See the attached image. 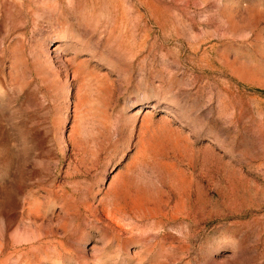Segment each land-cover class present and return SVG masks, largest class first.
<instances>
[{
	"label": "rangeland",
	"instance_id": "374dc122",
	"mask_svg": "<svg viewBox=\"0 0 264 264\" xmlns=\"http://www.w3.org/2000/svg\"><path fill=\"white\" fill-rule=\"evenodd\" d=\"M0 264H264V0H0Z\"/></svg>",
	"mask_w": 264,
	"mask_h": 264
}]
</instances>
